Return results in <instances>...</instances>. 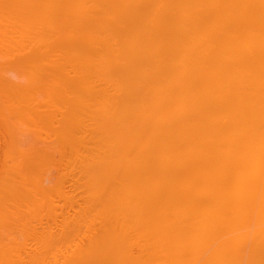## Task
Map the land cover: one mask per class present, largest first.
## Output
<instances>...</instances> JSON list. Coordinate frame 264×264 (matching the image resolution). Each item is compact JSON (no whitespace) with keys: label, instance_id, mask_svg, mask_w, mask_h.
I'll return each instance as SVG.
<instances>
[{"label":"bare ground","instance_id":"obj_1","mask_svg":"<svg viewBox=\"0 0 264 264\" xmlns=\"http://www.w3.org/2000/svg\"><path fill=\"white\" fill-rule=\"evenodd\" d=\"M0 152V264H264V0H0Z\"/></svg>","mask_w":264,"mask_h":264},{"label":"rangeland","instance_id":"obj_2","mask_svg":"<svg viewBox=\"0 0 264 264\" xmlns=\"http://www.w3.org/2000/svg\"><path fill=\"white\" fill-rule=\"evenodd\" d=\"M13 75H14V74H12V75L9 74L8 77H11L12 79H17L18 76L15 77V76H13ZM9 79H10V78H9ZM17 80H18V79H17ZM27 126H28V125H27ZM27 126L24 125V127H25L26 130H25L24 127L22 126V129H21V130L24 129L25 131L23 130V132H26V131H27L26 133H28L29 135H30V133H31V136H32V137H31V136H30V137L27 136V138H24L23 135H22V132H21V131H20V132H21V135H22V140L25 139V140L23 141L24 143H22L21 145H25V144H28V145H29V148H28V145H25V146L27 147V149H25V150L27 151L28 156L31 155V154L33 155V153H31V152H29V151H34V152L36 151V152L34 153V156L36 157L37 155H35V154L37 153V150H39V149H40V153H45V152H42V151H44L45 149H44L42 146L39 147V146H40L39 144L42 145V143L44 142V139H45V143H48V142H47V139L41 137V136H43V135H42L43 133H41V135H40V134L37 135L36 131H37L38 129H36V131H34V130H33L34 128L31 126L33 129L30 130V129H28L29 127H27ZM26 127H27V128H26ZM18 128H19V130H20V126H18ZM28 130H29V131H28ZM17 132H18V130H17ZM17 132H16V137H17L18 139H19V137H20V139H21V135H19L20 132H18L19 134H18ZM32 133H33V135L35 134V135H34L35 138H33ZM38 133H40V131H39ZM23 134H24V133H23ZM28 134H25V136L28 135ZM44 135H45V134H44ZM17 138L15 139L16 141L18 140ZM31 138H33L34 140L31 139ZM36 138H38V139L36 140ZM20 139H19V140H20ZM39 139L41 140V141H40L41 143L39 142ZM52 139H53V138H51L49 141L51 142ZM15 140H14V141H15ZM19 140H18L17 142L21 143V140H20V141H19ZM16 141H15V143L17 144ZM30 141H32V142H30ZM42 141H43V142H42ZM53 141H54V140H52V142H53ZM19 143H18V146H19ZM43 144H44V143H43ZM31 145H33V146H31ZM34 145H35L36 147H35ZM37 145H38V146H37ZM20 147H21V146H19V149H20ZM37 147H38V148H37ZM22 148H23V149H22ZM22 148H21V149H22L23 151L20 149L22 153H19V154H18V150H17V153L14 152V151L12 152V153L15 154L16 157H17V155H18L17 160H19V161H20L19 157L21 158V154H24V158H23V159H24V160L26 159V158H25L26 153H24V151H25L24 148H25V147L22 146ZM16 149H18V148H16ZM29 149H30V150H29ZM36 149H37V150H36ZM20 150H19V151H20ZM56 152H58V151H56ZM56 152L54 153V154H55L54 156H56ZM29 153H30V154H29ZM0 154L2 155V152H0ZM14 154H13V155H14ZM59 154H60V153L58 152L57 155H58V157H59L58 159L60 160V155H59ZM22 156H23V155H22ZM28 156H27V159H28V158H29V159L34 158V156H32L31 158H30V156H29V157H28ZM12 158H13V157H12ZM14 159H15V158H14ZM23 159L21 158L20 163L22 162ZM54 159L58 161L57 157H54ZM57 161H56V164L54 163V164H52L53 166H51V168L53 167V169H52V174H50L51 179H53L52 181H50L51 179H49V177H48V176H49V174H48L49 172H47V170L51 171L50 167H48L47 170L45 171V172L47 173V174H46L47 177H46V175H44V177L46 178V180L49 179L50 184H52L53 181H54L53 184L55 183V177L59 174L58 172L61 171V169H62L61 172H64V171H65V170H64V169H65V165H64L63 163L57 164ZM20 163H19V164H20ZM17 164H18V163H17ZM61 164L64 165L62 168H61V166H62ZM11 165H13V164L11 163ZM57 165H58V166H57ZM54 166H55L56 168H55ZM17 167H18V166H17ZM19 167H20V166H19ZM59 168H60V170H59ZM63 168H64V169H63ZM54 169H56V172H57V169H58V172H57V174L54 172L55 177L52 178L51 175H53V171H54ZM45 172H44V173H45ZM61 172H60V173H61ZM44 173H43V174H44ZM42 176H43V175H42ZM47 178H48V179H47ZM44 180H45V179H44ZM45 182H46V181H45ZM50 184H49V185H50ZM47 185H48V184H47ZM66 187H68V188H66V191H69L70 186H69V185H68V186L66 185ZM57 201L60 203V202H62L63 200H58V199H57ZM63 202H64V201H63ZM63 202H62V204L60 203L59 205L64 206V203H63ZM57 204H58V203H57ZM70 213L73 214L74 211L70 210ZM61 219H62V221H61ZM63 220H64V218H59V220H58V228H59V229H60V227L62 226ZM98 223H99V222H98ZM98 223H97V224H98ZM97 224H96V227H97V226L100 227V224H98V225H97ZM60 225H61V226H60ZM75 232H76V231H75ZM57 242H58V241H57ZM59 243H61V244H57V243H56L57 245H55V246H57V248H58V246H59V248L61 247V249H62V248H65V247H64L65 244H62V243H65V242H59ZM67 243H68V242H67ZM67 243H66V244H67ZM54 244H55V243H54ZM54 244H53V245H54ZM68 245H69V243H68ZM66 246H67V245H66ZM53 247H54V246H53ZM55 248H56V247H55Z\"/></svg>","mask_w":264,"mask_h":264}]
</instances>
